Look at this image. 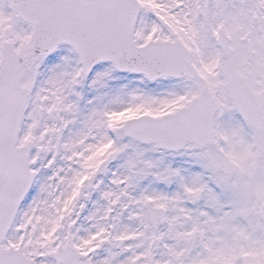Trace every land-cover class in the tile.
<instances>
[{"label": "snow or ice", "instance_id": "obj_1", "mask_svg": "<svg viewBox=\"0 0 264 264\" xmlns=\"http://www.w3.org/2000/svg\"><path fill=\"white\" fill-rule=\"evenodd\" d=\"M0 264H264V0H0Z\"/></svg>", "mask_w": 264, "mask_h": 264}, {"label": "rangeland", "instance_id": "obj_2", "mask_svg": "<svg viewBox=\"0 0 264 264\" xmlns=\"http://www.w3.org/2000/svg\"><path fill=\"white\" fill-rule=\"evenodd\" d=\"M129 115H135V113H127V114H121V116H123V118H128Z\"/></svg>", "mask_w": 264, "mask_h": 264}]
</instances>
